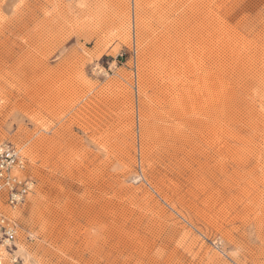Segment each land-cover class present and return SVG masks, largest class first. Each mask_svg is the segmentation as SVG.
Masks as SVG:
<instances>
[{
	"label": "rangeland",
	"instance_id": "374dc122",
	"mask_svg": "<svg viewBox=\"0 0 264 264\" xmlns=\"http://www.w3.org/2000/svg\"><path fill=\"white\" fill-rule=\"evenodd\" d=\"M2 143L0 264H264V0H0Z\"/></svg>",
	"mask_w": 264,
	"mask_h": 264
},
{
	"label": "built area",
	"instance_id": "2783aa9c",
	"mask_svg": "<svg viewBox=\"0 0 264 264\" xmlns=\"http://www.w3.org/2000/svg\"><path fill=\"white\" fill-rule=\"evenodd\" d=\"M28 163L15 144H0V201L11 209L25 205L34 191L36 182L28 173ZM18 229L17 221L0 210V249L16 245Z\"/></svg>",
	"mask_w": 264,
	"mask_h": 264
}]
</instances>
